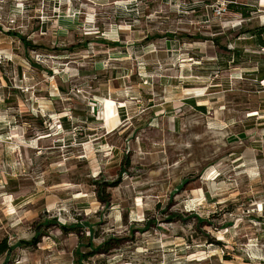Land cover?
Returning <instances> with one entry per match:
<instances>
[{
    "label": "rangeland",
    "instance_id": "374dc122",
    "mask_svg": "<svg viewBox=\"0 0 264 264\" xmlns=\"http://www.w3.org/2000/svg\"><path fill=\"white\" fill-rule=\"evenodd\" d=\"M262 30L264 0H0V264H264Z\"/></svg>",
    "mask_w": 264,
    "mask_h": 264
},
{
    "label": "built area",
    "instance_id": "2783aa9c",
    "mask_svg": "<svg viewBox=\"0 0 264 264\" xmlns=\"http://www.w3.org/2000/svg\"><path fill=\"white\" fill-rule=\"evenodd\" d=\"M228 9V4L225 1H221L220 3L216 4L214 7V11L216 15H222L224 12L226 13Z\"/></svg>",
    "mask_w": 264,
    "mask_h": 264
},
{
    "label": "trees",
    "instance_id": "16d2710c",
    "mask_svg": "<svg viewBox=\"0 0 264 264\" xmlns=\"http://www.w3.org/2000/svg\"><path fill=\"white\" fill-rule=\"evenodd\" d=\"M227 4H228V9H229V6H232L233 5L232 2H227ZM259 32H260V34H262L264 32V30L259 31ZM92 249H95V248H92ZM87 252L88 251H85V250H77V253H78V256H77V264H83V263H81L82 262L81 260L87 255Z\"/></svg>",
    "mask_w": 264,
    "mask_h": 264
}]
</instances>
